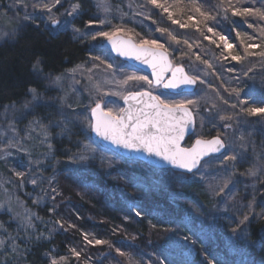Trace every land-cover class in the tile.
<instances>
[{
    "label": "rangeland",
    "instance_id": "obj_1",
    "mask_svg": "<svg viewBox=\"0 0 264 264\" xmlns=\"http://www.w3.org/2000/svg\"><path fill=\"white\" fill-rule=\"evenodd\" d=\"M91 1L95 8H97L99 20L107 19V21L110 22H106L104 25H100L99 23L92 24L91 26L87 25L83 31H80V33H76L71 26V21L77 15V12L72 16L67 15V12L71 11L72 7L69 0H61V3L53 8L51 14L46 10L34 9L31 6L33 3H43L47 2V0H7L5 11L0 13V33L7 34L16 30L17 34V32L26 24L41 22L53 32L60 30L70 31L76 40H80L82 43H87L90 49H93L92 52H94V55L90 56L86 63L78 65L80 67L76 66L59 75L43 76L38 74V79L42 83L44 89L43 93H38L41 98L30 105L28 110H24L22 109V105L31 100L30 93L27 99L17 107L18 111L15 113V116L18 118L17 126L20 129L21 135H23L25 126L29 121L39 119L43 124L49 126L50 135L48 142L51 143L52 149L51 152H49L47 144H42L39 140H25L23 142L24 146L31 153V157L24 152H17L15 149H6V151L11 152V155L6 156L4 159H0V205H2V207H0V215H7L8 225H10L5 227L0 223V240L4 241V244L0 245V264L7 262L19 264L22 262L24 252L26 251L25 247L29 241H38L39 239L44 238V235H51L59 231V229H62L63 215L61 213L59 214V220L53 217L55 220L59 221V223H57V221L54 224L50 221L43 222L36 215V211L27 205L28 201L31 202L30 204L38 205L41 208L44 205H48L52 214L57 212L58 207L64 204L65 207L62 208V213L68 209L66 208V204H68L67 198L66 200L62 199L64 191L66 190L65 187L63 189V184L65 183H60L54 177L62 174L60 173L61 170L58 171V169H61L58 168L59 165H63L65 170H79L86 173H91V171L102 168L109 171L112 168L120 166L127 170L132 177V180L140 186L138 189H134L132 193L125 192L128 196H132L131 199L134 201H144L147 197V195L144 194L160 192L168 193L171 195L175 207H177L182 213L181 218L183 221L181 222H183L182 227L184 232H182L184 234L178 233L179 228L173 226L169 228L171 231H168L167 229L162 232L163 235L159 238L160 240H157L155 236L148 237L139 249L144 253L141 252V254L138 255H133L131 252L124 251V247L139 248L138 244H131V236L128 237L126 233L125 236H127L131 242H127L126 239H120L119 244L115 246L113 245L109 247L108 243L93 246L85 243L84 234L88 235L89 240L100 239L99 237L93 232L79 230L75 224L67 222L64 225L63 231H69L71 232V235L73 234V238L76 239L74 242L76 243V246H74L75 248H72L75 250L79 246V248L95 249L100 246L105 247L108 245L107 249L114 252V254L111 255L112 260L109 264H127V257L118 255L117 249L127 253L137 262L143 259L144 264H160V260L163 259L159 254V251L161 252L163 249L169 250L172 254L177 256H181L182 259L187 258L183 261L188 262V264H209V260H212L213 264H264L263 262H258L253 257L248 256V250L252 247V244L249 242L247 235L241 227H244V224L255 215V205L253 204V200L249 201L248 198L253 196L254 182L252 179L239 175V173H234L231 167H228L227 169L222 167L219 161L216 160L217 157L206 160L215 161L212 163L211 167L207 169L210 174H215L218 177L217 180L212 181L213 186H223L224 180L230 178L228 187L225 188L224 192L220 195H216L215 192L208 187L207 180L200 179V172L205 171L204 163L200 165V172H197V175L195 176H193V174L188 176L176 173L173 174L167 170H154L138 162L121 161L96 142L95 144L99 147L94 160H90L86 163H72L69 160V157L77 152L80 142L86 140L93 141L90 136V129L86 126L87 121L85 120V117L90 118L89 107H94L95 101L99 99L102 101V108H104L103 102H107V107L119 111L120 108H123V99L121 98V95L127 94L129 86H121L118 81L122 80L127 74H130L133 71L138 75L148 77L131 65L112 56L105 48L106 40L103 38L98 37L96 40H92L90 35L81 34L94 33L99 30L113 31L120 28L123 29V31L119 32L117 36L119 35L127 38V35H132L133 39L138 42L141 38H144V36L136 33L134 27L140 24L142 25L144 22L150 23L152 17L150 12L153 10V7H147L145 0H117L120 4L119 7L121 11L118 12L113 10L106 13L102 8L97 7L98 0ZM107 2L109 3V0H107ZM129 5H131V7H129ZM139 5H144V7H139ZM115 7L116 6H114L113 9H115ZM25 13L29 14L31 18L27 20L24 19ZM154 13L155 21L164 19V14L161 13V9L157 8ZM49 15H53L59 21L56 26H53L48 19ZM145 15L148 16L147 19H145ZM248 31L254 39L245 40V43L256 45L262 44V39L264 38L260 37L258 31H254L252 28H248ZM154 36L159 38L162 43H164V41H170L166 34ZM12 39L13 38L9 35H5L3 39H0V44L11 41ZM239 43V51L233 47L232 49H229L228 52H224V55L227 56L230 51L234 52L233 54H243L241 41ZM220 47L221 53L224 47L222 42L220 43ZM259 48L260 47L253 48L250 49V51L256 52ZM261 48L264 49V47ZM220 53H216L212 57L214 65L212 69H214V71L219 73H223L224 71L226 74L228 72V67L236 69L234 68L235 66L239 68V63L232 61L230 58L227 61H221L220 59L215 58L218 57ZM94 56L101 57L104 60V64H101L99 60H93L92 57ZM252 57H255L257 61H261L262 64H264V60L259 56ZM170 61L174 66L177 65L172 59H170ZM106 64H111L112 68H106ZM222 66L226 68V71L222 69ZM73 69L76 70L74 73L72 71ZM188 69V73L190 74L193 73L194 69H202L208 73L203 76H201L199 72L195 73L201 79L206 81L203 85H201L199 81L197 82L193 91L196 95H192V93L171 95L164 93L160 87L148 89V86L143 84V82H141L142 87L137 86L130 90H149L153 95H160L161 98L167 100H181L185 98L196 99L197 95H199L202 99L200 102L199 114L195 116L194 132L191 136L193 137L192 142L197 138L209 140L217 136L219 133L221 139L226 143L227 151L240 153L243 158H246L248 156L247 150L249 147L250 136V134L246 132V128L251 123L252 119L260 118L261 123L264 124V115L248 116L246 114L244 115L240 109L242 107L246 108L247 104L249 106L252 105L251 107H264L263 78H255L257 74L251 75L250 78L245 77L244 83L240 84V87L242 88L239 89L242 90L241 96L242 98H245L246 103L240 105L235 94L230 96L229 93L225 91V88H228L229 90L231 88H238V85H234L233 87V81L237 77V69L235 70V73H227L228 75L226 76H230L226 77L229 80L227 86L218 84L217 80H215V75L210 73V68L208 69L206 65L201 64L199 61L192 60ZM56 76L62 77L59 85L52 82ZM131 84L135 85V82H131ZM246 84L247 87L244 86ZM213 88L220 93L221 97L228 100L229 103L237 104L238 107L232 108L230 107V104L223 103L221 99L217 98L216 92L212 91ZM106 92H115L118 93V95L106 96L104 95ZM253 96L256 98H253ZM60 97H64L65 99L63 105L60 102ZM259 99L261 100V104H255L258 103ZM69 104H71L72 107H68L67 105ZM213 104L216 105L215 108H212ZM35 108H43L46 120L37 117L34 111ZM206 108L211 109V111H207ZM73 113L78 114V122L70 124L68 130L63 134H60L63 125L58 127L57 124L61 120L62 114L70 119L76 120L77 117L73 116ZM11 115L12 113H10L9 118H11ZM220 115H233V120L221 121L219 119ZM202 117L204 118L203 127H201ZM236 118L239 121H237ZM226 123H230L232 127L225 128L224 125ZM0 124L4 127L7 126L6 121H0ZM32 135L35 136L36 134L33 133ZM208 135L212 136L208 137ZM61 139H65L70 145L72 143V149L70 151L63 150V155L66 157L64 161L55 159L53 149L54 141H60ZM262 141L263 142L259 146L252 147V163L255 162L253 148H255V153L260 154L261 152V154L264 155L263 137ZM242 144L246 145V148H241ZM3 146V144H0V147ZM0 155H2V153H0ZM102 158L106 161L110 160L111 163L102 164ZM29 159L32 161L31 164L29 163ZM37 160L40 161L39 164L36 163ZM231 163V161L226 162L228 165H231ZM252 163H246V165L250 167ZM15 172H23L25 175L23 178H17V176L14 175ZM180 177L184 178L183 184L178 180ZM33 178L37 180L36 185H33L30 182ZM240 184L241 188H237ZM53 188L56 189V192H53ZM216 190L218 191V188ZM20 194L23 195L26 200L25 202H23V199L19 198ZM53 197H55V199H53ZM35 201L39 202L35 203ZM246 201L249 202L247 203ZM249 203L252 204L251 211H249L248 208ZM194 208L200 209L201 214L196 215L193 211ZM9 209H11V211H9ZM245 215H248V220L241 224ZM187 217H191L190 222L187 221ZM28 220H31V228H25L22 226V222L26 224ZM69 225H73V227H69ZM233 228H237L236 233L232 232ZM152 237L153 239H151ZM184 237H189V239L185 240ZM78 238L80 239L78 240ZM132 238H134L132 240H136L135 236H132ZM193 241H195V243H193ZM123 242H125L126 245H124ZM79 243L81 245H79ZM71 250L69 252L70 254H72ZM95 255L96 258H92L93 263L101 262L107 254L96 253ZM72 257L77 258L73 256V254ZM55 262L56 264H65L68 263V259L62 258L58 261L55 260Z\"/></svg>",
    "mask_w": 264,
    "mask_h": 264
},
{
    "label": "trees",
    "instance_id": "obj_2",
    "mask_svg": "<svg viewBox=\"0 0 264 264\" xmlns=\"http://www.w3.org/2000/svg\"><path fill=\"white\" fill-rule=\"evenodd\" d=\"M197 2L200 4L202 11L209 12L215 19L204 21L203 17L198 13L192 12L190 10L192 7L190 0H182V3L179 5H176L174 0H169V3L174 4V18L180 20L181 23L187 22L189 27L180 28L178 24H172L167 18V13H163L162 10L161 13L164 14V19H160V21L156 20V23H153V21H155L154 11H156L157 8H153L150 12L152 16L150 23L144 22V24L134 27L136 33L149 39L156 38L154 35H162L160 32L156 31L158 26L165 27L169 31H172L180 43L177 44L175 41H164V44L168 47L170 59L176 62L177 65L184 67L186 72H188V67L192 60L198 61L196 59L197 55L213 64V55L220 53L221 47L217 48L216 44H212L209 40L204 39V35H207L216 40V43H221L218 37L207 31L205 25L212 26L215 31L220 32L222 35H227L229 37V42H232L233 47L238 49V51L240 46L239 42L241 40L237 38L236 31L242 34H250L245 21L247 20L256 25H264V22H260L258 17H234L231 15V11L227 12V19H224L225 13L223 7L228 6L227 0H225L223 6H220V0H197ZM69 3L71 5L77 3L80 5V8L77 9V15L71 21V26L74 29L79 28L80 31H83L88 25V21H95L93 24L99 22L97 8H95L91 0H69ZM109 3L113 7L120 5L117 0H109ZM231 3L233 6L240 8L261 7L264 9V5L260 3V0H231ZM6 5L7 0H0V13L5 11ZM146 5L147 7H151V5ZM179 9H184L182 14ZM189 15H193L195 20L188 21L187 17ZM195 21H201L200 31H196ZM233 28H235V31ZM201 32L204 35H201ZM164 34L167 35V33ZM185 40L192 44L191 50H189L187 44L183 43ZM258 50L261 51L264 49L260 47L256 52H259ZM92 51L93 49H90L87 43L76 40L70 31L60 30L53 32L41 22L26 24L17 32L14 39L0 44V113L4 112L5 105L15 103L17 108L22 104L30 95L28 91L30 87L35 88L37 93L44 92L43 85L38 79V74L43 76L59 75L64 71L86 63L89 57L94 55ZM182 52L188 53V55H182ZM38 58L39 70H34L33 63L37 62ZM239 65V68L234 66V68L237 69V77L233 81V87L234 85H238V88H242L240 84L244 83L245 77L250 78V76L254 74H257L255 78L262 77V81H264V64H262L261 61H257L255 57H247L239 62ZM250 67L252 71L248 73V76H244L243 73ZM230 68L233 69L232 67H228V69ZM222 69L226 71V68L223 66ZM213 72L215 73V80H217V83L227 86L229 80L226 77L230 76L226 75L233 71H228L225 74L224 71L223 73H219L210 68V73ZM233 73H235V71ZM247 84L244 86L247 87ZM253 98L256 97L253 96ZM260 101L259 99L258 103L255 104L260 105ZM251 106L252 105L249 106L247 104V107ZM34 111L38 118L46 120L43 108H35ZM245 114L246 113H244V115ZM237 121L239 120L237 119ZM246 129V132L250 134L249 147L247 150L248 156L239 159L236 162V168H232V171L237 174L249 168L246 163L253 162V155L251 153L252 147L259 146L263 142L262 137L264 138V124L261 123L260 118L252 119ZM210 136L212 135H208V137ZM192 140L193 137H190L186 145H190ZM53 149L55 159L64 161L66 157L63 155V150L70 151L72 149V143L71 145L68 144L65 139L54 141ZM116 158L125 161L117 156ZM58 168H61L58 169V171L61 170L60 173L62 174L54 177L60 183H65L63 184L64 186H62L63 189L65 187L67 191H64L62 199L66 200L67 198L68 204H66V208L68 209H64L65 212L62 213V208L65 207V204L60 207L57 206L58 211L52 214L48 205H44L41 208L38 205L30 204V201L27 202V205L36 211V215L43 222L50 221L54 224L57 221L55 220L56 218L59 220V214L61 213L64 216L63 218L61 215L63 227L56 233L44 235L45 239L41 238L38 241H29L28 244H26V251L24 252L22 262L19 264H51V262L55 260L58 261L62 258L68 259V263L65 264H109L112 260L111 255L114 254V252L108 250L107 247L108 245L115 246L119 244L120 239H126L127 242L132 241V245L138 244L139 248L137 249L124 247V251L131 252L133 255H138L141 254V252L144 253L139 249L148 237L155 236L157 240H160L159 238L163 235L162 232L173 226L179 228L178 233L184 232L182 227L183 222H181L183 221L181 218L182 213L175 207L171 195L163 192L153 194L147 193L144 194L147 195L146 200L134 201L131 199L132 196H128L125 192L132 193L134 189L136 190L139 187H136L137 184L132 180L127 170L122 167L118 166L109 171L102 168L91 171V173L79 170H65L63 165H59ZM170 172L173 174H182L173 171ZM183 175L188 176L186 174ZM237 188H241V184L237 186ZM19 198L23 199V202L26 201L21 194ZM248 198L249 201L253 200V204L255 205L254 217L250 218L249 221L244 224L245 229L241 226L249 242L252 244V247L248 250V256L253 257L258 262L264 263V183H257L254 188L253 196ZM249 201L246 202L248 203ZM137 211H140L142 215L137 216ZM67 222L75 224L79 230L93 232L100 239L106 240L108 245L105 247L100 246L95 249L79 248V246L76 250L80 252V257H72V254L69 252L71 249L75 248L74 246H76V243L74 242L76 239L73 238L71 232L68 231V233L63 231L64 225ZM0 223L5 227L10 226L8 225L7 215H0ZM153 225H155V227H152ZM125 233L128 237L131 236V241L125 236ZM132 236L136 237L135 241L132 240ZM79 239L80 238H78V240ZM151 239H153V237ZM123 243L126 245L125 242ZM79 245L81 244L79 243ZM96 253L107 254L108 256L106 255L101 262L93 263L92 258H96ZM159 254L166 264H188V262L183 261L187 258L182 259L181 256L172 254L169 250L163 249L161 252L159 251ZM4 264L13 263L7 262Z\"/></svg>",
    "mask_w": 264,
    "mask_h": 264
},
{
    "label": "snow or ice",
    "instance_id": "obj_3",
    "mask_svg": "<svg viewBox=\"0 0 264 264\" xmlns=\"http://www.w3.org/2000/svg\"><path fill=\"white\" fill-rule=\"evenodd\" d=\"M190 2L192 5L190 10L194 13H198L201 17H203L204 21L215 19V17L210 15L209 12L202 11V8L197 0H190ZM60 3L61 0H47V2L43 3H33L31 6L34 9L46 10L49 14H51L53 8ZM145 3L151 5L153 8L161 9L163 13H167V18L172 22V24H178L180 28L189 27L187 22L181 23L180 20L174 18V4L169 3V0H145ZM174 3L179 5L182 3V0H174ZM260 3L264 5V0H260ZM224 4L225 0H220V6H223ZM227 5V7H223V11L225 13L224 19H227V12L231 11V15L234 17H258L260 21H264V9L261 7H235L232 5L231 0H227ZM97 7L102 8L106 13L113 10L118 12L121 11L119 6H116L115 9H113V6L108 3L107 0H98ZM129 7H131V5H129ZM139 7H144V5H139ZM79 8L80 5L78 3L73 4L71 11H68L67 15L72 16ZM179 11L182 14L184 9H179ZM30 18L29 14L25 13L24 19L27 20ZM147 18L148 16L145 15V19ZM48 19L51 21L53 26H56L59 23L53 15H49ZM187 20L194 21L195 17L193 15H189ZM106 22L110 21H107V19H101L98 23L100 25H104ZM87 23L91 26L95 23V21L90 20ZM153 23H156V21H153ZM245 23L248 28L258 31L260 33V37L264 38V25H256L247 20ZM200 24L201 21H195L196 31H200ZM205 26L207 27V31L218 37L219 41H221L224 46L223 51L215 58L220 59L221 61H227L230 58L232 61H236L238 63L250 56H259L262 60H264V50L259 52L250 51V49L253 48L264 47V39H262L261 45L248 44L245 43V40H252L254 37L250 34H242L241 32L236 31L237 38L241 40L243 54H233L229 52L226 56L224 55V52H228L229 49L233 48V44L229 42V37L215 31L212 26ZM233 30L235 31V28H233ZM74 31L76 33H80L79 28H75ZM121 31H123V29L117 28L113 31L99 30L94 33H82L81 35H90L92 40H96L98 37L103 38L111 45L112 51L116 52L118 55L135 60L140 64H146L152 70V77L149 79L146 76L138 75L135 71L127 74L122 80L118 81V83L121 86H129L127 94L121 95L124 103L129 105V107L120 108L119 111H116L113 108L107 107V102H103L104 108H102V101L97 99L95 101V106L89 107L91 117H85V120L87 121L86 126L94 132L97 137L107 141L110 145L116 148H122L134 153L143 152L148 156H154L159 160L164 161L166 164H170L173 168L182 169L187 173H192L193 176L197 175V172H200L198 166L201 165L203 158L213 153L220 154L216 160L219 161L222 167L225 169L228 167L235 169L236 162L239 159H242L243 156L240 153L227 151L226 143L223 139H221L219 133L210 140L197 138L190 148H184L180 145V141L184 138L186 129L190 125L195 124V116L199 114L202 97L197 95L196 99L185 98L181 100H167L161 98L160 95H153L149 90H130L133 87H142L141 82L146 84L148 89H151L154 86H162L164 89L173 90L181 87H194L197 85L198 81L201 85L206 83L204 79H201L195 73L199 72L201 76L207 75L208 73L202 69H194L193 73L190 74L185 71L184 67L180 65L174 66L168 59V47H166V45L162 43L159 38H141L138 42L133 39L132 35H127V38H117V34ZM156 31L160 32L162 35L167 33V37L170 41H175L177 44L180 43V41L177 40L176 35L167 28L158 26ZM5 35H9L14 39L16 36V30L7 34L0 33V39H3ZM201 35L204 34L201 32ZM204 39L209 40L212 44H216L217 48L220 47V44L216 43V40L211 37L204 35ZM183 43L187 44L189 50H191L192 44L188 43L187 40L183 41ZM182 55H188V53L182 52ZM92 59L99 60L101 64H104V60L99 56H94ZM196 59L200 61L201 64L206 65L207 68L214 67L212 63L208 60L202 59L199 55L196 56ZM105 67L112 68V65L106 64ZM33 69L39 70V58L37 59V62L33 63ZM227 70L233 72L235 71V69L231 68ZM72 71L74 73L76 70L73 69ZM251 71L252 68L250 67L243 73V75L248 76V73ZM166 72H170L171 76L165 77ZM212 74L215 75L214 72ZM61 79V76H56L52 82L59 85ZM131 82H135V85L131 84ZM28 91L31 93V100L22 105V109L24 110H28L30 105L41 98L35 88L30 87ZM212 91L216 92L217 98L221 99L223 103L229 104V101L221 97L220 93L215 88H213ZM225 91L228 92L230 96L235 94L240 105L246 103L245 98L241 97V89L231 88L229 90L228 88H225ZM104 95H118V93L106 92ZM192 95L196 94L192 93ZM130 101L133 103L129 104ZM60 102L62 105L65 103L64 97H60ZM137 103L139 106H136ZM67 106L72 107L71 104ZM215 107L216 105L213 104L212 108ZM230 107L236 108L237 104L231 103ZM206 110L211 111V109L207 108ZM17 111L18 109L16 108L15 103H13L11 105H5L4 112L0 113V121H6L7 123L6 127L0 124V144L4 145L3 147H0V153H2V155H0V159H4L6 156L11 155V152L6 151V149H15L17 152H24L26 155L31 157V153L24 146L23 142L25 140H39L42 144L46 143L49 152H51L52 145L48 142L50 135L49 126L43 124L39 119H33L28 122L25 126L23 135H21L20 129L17 126L18 118L15 116ZM240 111L246 113L248 116L264 115V107H242ZM10 113H12L11 118H9ZM73 116L77 117V119H70L62 114L61 120L57 124L58 127L63 125L60 134H63L66 130H68L70 124L78 122V114L73 113ZM219 119L221 121H232L233 115H220ZM203 126L204 118L202 117L201 127ZM224 127L231 128L232 125L230 123H226ZM33 133L36 135L33 136ZM98 147L99 146L95 144V141L86 140L80 142L77 152L73 153L72 156L69 157V160L72 163H86L90 160H94ZM241 148H246V145L242 144ZM221 150L225 151L222 152ZM253 153L255 162L252 163L244 172L239 173V175L252 179L254 182L253 188H255L257 183H264V155L255 153V148H253ZM228 161L232 162L231 165L226 164ZM214 162L215 161L212 160L204 162L205 171L200 172V179L207 180L208 187L212 189L216 195H220L224 192L225 188L228 187L230 178L224 180L223 186L217 185L214 187L212 181L217 180L218 177L217 175L210 174L207 171V169L210 168ZM29 163H32L31 159H29ZM36 163L39 164L40 161L37 160ZM101 163H111V161H106L102 158ZM194 169H196L197 172H194ZM14 175L17 176V178H23L25 174L23 172H15ZM178 180L181 184H183V177L178 178ZM30 182L33 185L37 184V180L35 178L31 179ZM137 187L140 186L137 185ZM217 188L218 191L216 190ZM53 192H56L55 188H53ZM53 199H55V197H53ZM38 202L39 201H35V203ZM0 207H2V205H0ZM248 208L249 211H251V203H249ZM9 211H11V209H9ZM193 211L196 215L201 214V211L198 208H194ZM136 215L141 216L142 213L137 211ZM186 219L188 222L191 221V217H187ZM247 220L248 215H245L241 224ZM57 223H59V221H57ZM22 226L25 228H31V220H28L26 224L22 222ZM69 227H73V225H69ZM152 227H155V225ZM168 231H171V229H168ZM232 232L236 233L237 228H233ZM184 239L188 240L189 237H184ZM84 240L86 244H91L93 246L108 243L107 241L100 239L89 240L87 234H84ZM193 243H195V241H193ZM3 244L4 241L0 240V245ZM109 247H111V245H109ZM71 251L73 256L77 258L80 257L79 251H76L75 249H72ZM117 252L118 255L127 257V264H144L143 259L137 262L127 253L122 252L119 249H117ZM52 264H56V262L53 261ZM160 264H165V262L160 260ZM209 264H213V261L209 260Z\"/></svg>",
    "mask_w": 264,
    "mask_h": 264
},
{
    "label": "water",
    "instance_id": "obj_4",
    "mask_svg": "<svg viewBox=\"0 0 264 264\" xmlns=\"http://www.w3.org/2000/svg\"><path fill=\"white\" fill-rule=\"evenodd\" d=\"M117 38H125V37L118 35ZM105 48L110 52V54L112 56L119 59L120 61H123V62L131 65L136 70L147 75L151 79L152 70L146 64H140L135 60H131V59H128L127 57L118 55L116 52L112 51V47L107 41L105 43ZM168 59L170 60L169 56H168ZM170 76H171L170 72L165 73V77H170ZM154 87H160L164 93L171 94V95L191 94V93H193V91L195 89V86L194 87H181V88H178L175 90L164 89L162 86H154ZM131 103H133V102L130 101L129 104H131ZM122 105H123V108L129 107V105H126L124 103V101H122ZM136 106H139V104L137 103ZM90 117H91V113H90ZM194 125H190L186 129L185 134H184V138L180 141L181 147L190 148L192 146V144L195 142V140H194L190 145L186 146L187 140L192 136V134L194 132ZM90 136H91V139L93 141H95L98 145H100L102 148L108 150L109 152H111L115 156H117L120 159H123L125 161L138 162V163H141L145 166H148V167L156 169V170H169V171L182 173V174H186V175L192 174V173H187L186 171H184L182 169L173 168L170 164H166L164 161L159 160L158 158H156L154 156H148L147 154H145L143 152L134 153V152H129V151L122 149V148H116V147L110 145L107 141H104V140L100 139L99 137H97L95 135V133L92 132L91 130H90ZM221 151L223 152L225 150H221ZM218 156H220L219 153L210 154L209 156L203 158V160L201 161V164L204 163L209 158H214V157H218ZM198 167H200V166H198ZM193 171L197 172L196 169H194Z\"/></svg>",
    "mask_w": 264,
    "mask_h": 264
}]
</instances>
